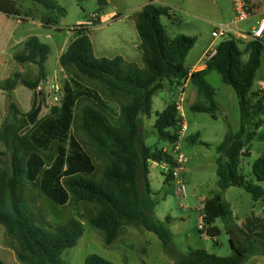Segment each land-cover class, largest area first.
<instances>
[{
  "label": "trees",
  "instance_id": "trees-1",
  "mask_svg": "<svg viewBox=\"0 0 264 264\" xmlns=\"http://www.w3.org/2000/svg\"><path fill=\"white\" fill-rule=\"evenodd\" d=\"M32 1L47 11L65 14L55 0ZM98 3L103 9L108 0H98ZM169 9L147 4L138 15L139 48L146 55L143 68L128 63L120 56L97 58L87 33L88 27L76 30L80 34L61 55L60 65L75 70V78L95 88L101 96L121 99L122 102L119 122L115 124L91 99L81 98L78 101L76 135L82 139V146L89 157L79 148L71 150L68 159L70 171L58 177L55 176L61 170L62 160L55 166L58 171L45 169L52 166L56 157L52 141L41 147L31 139L32 132L43 120H37L28 132L22 133L29 126L27 116L40 101L46 103L41 83L47 77L50 46L34 36L25 43L24 50L15 55L17 63H32L37 67L35 81L23 78L20 72L0 81V90L9 94V116L0 129V143L5 149L0 150V225L5 229L6 247L14 252L19 263L71 264L63 259V253L76 247L85 232V225L76 217L58 225L51 224L43 207L37 204V198L28 196V191L32 190L41 195L39 198L43 202L48 200L57 206L62 214L67 208L76 210L81 206H90L93 215L88 224L103 234L106 246H111L125 227L133 226L156 235L164 250L173 257L174 264H245L253 256H264V215L247 218L239 227L234 223L231 205L224 199V192L233 187L244 189L255 202L264 197L263 189L241 172L243 158L251 157L253 142L264 141V133L261 132L264 129V92L253 90L259 81L258 72L264 66V39L244 41L230 36L216 47V53L206 62L203 70L191 72L192 69L186 68L184 62L197 39L182 34L175 37L168 35L162 18L170 16ZM0 14L17 16L16 2L0 0ZM51 23L56 24L57 21L52 18L43 20L46 26ZM98 24L96 22L94 26ZM212 73H218L223 83L233 88L238 99L240 127L237 132L229 131L217 147L220 191L211 200V213L208 211L202 217L206 229L202 227L201 234L218 237L221 230L214 224L215 220H222L231 235L233 254L229 257H218L204 250L180 254L173 242L170 217L163 222L154 215L158 202L153 198L150 164L167 163L173 166L170 148L178 138L181 122L175 102L156 113L153 125L158 139L169 149L148 146L143 131L144 119L150 118L153 113L154 97L165 88V83L178 88L188 82L193 83L205 102H197L190 109L216 119V92L206 81ZM19 86L33 92V106L29 114H23L11 100L10 94ZM62 103L60 99L59 104L51 108L50 117L61 113ZM199 137V134L187 136L185 141L196 143ZM33 156L37 161H32ZM29 160L35 166L32 180L27 179ZM90 165L95 167L92 173L91 170L86 171ZM252 175L257 182H264L263 156L254 162ZM43 176H47V186H42L47 196L41 192ZM165 177L166 183L174 182L171 173ZM61 191L68 197L66 206L51 200ZM237 235L247 240L237 238ZM0 264L3 263L0 261ZM84 264L113 263L93 254L87 257Z\"/></svg>",
  "mask_w": 264,
  "mask_h": 264
},
{
  "label": "rangeland",
  "instance_id": "rangeland-1",
  "mask_svg": "<svg viewBox=\"0 0 264 264\" xmlns=\"http://www.w3.org/2000/svg\"><path fill=\"white\" fill-rule=\"evenodd\" d=\"M13 1L16 2V6L23 16L30 9L36 21L43 23V20L52 18L58 23V31H52L51 29H47V27H42L38 22L33 25V28H35L34 33L38 35L37 37L51 47V53L46 63V104H43V110L37 120L45 117L48 118L50 117L51 108L59 104V101L55 102L54 97L57 96L60 100L61 96V92L54 95L50 89V86L55 82V76L60 75V64L57 57V49L54 44L57 34L61 33L65 37H71L73 30H80L86 26L90 29L89 36L114 38V34H108L114 32L111 30L112 27L109 26L112 21L101 25H94L98 22V15L104 17L112 11L119 13L120 10L114 7L115 5L121 7L122 4L120 1L114 0L113 4L101 9L98 0H55L65 10V14L62 15L57 11H47L44 7L34 3L32 0ZM224 1L227 10L223 16L217 14L212 6H207V4L199 5L193 2L183 4L184 6L182 7L170 8L175 13V16L173 18L166 16L162 18V23L166 27V31L170 37L182 34L197 39L195 46L185 59L184 65L186 68L195 69L194 67L198 68L206 64V60L204 59L205 52L210 49H216L224 40L215 39L212 35L213 32L221 25H232L234 23L235 11L232 10L230 3H228L229 0ZM256 14L260 15V12L257 11ZM194 15H200L204 18L201 17L199 19ZM256 19L251 18L244 23H236L234 27L240 32L250 33ZM47 34L53 35L54 40H47L45 38ZM70 39H73V37ZM241 48H244V46L241 45ZM15 72L18 71L15 70L13 73ZM258 77L259 81L254 87L256 90H259L260 83L264 81V66L259 70ZM206 81L216 92V102L218 105L216 112L217 118L213 119L207 113L194 112L190 109L193 104L197 102L204 103L205 100L199 97L197 87L193 83L188 82L185 86L184 94V112L188 125L187 136L199 133L200 137L196 143L187 140L183 144V152L187 159L186 169L183 172L187 194L186 196L180 194L178 192V186L174 182L164 184V178L159 174L160 167L152 166L151 172L157 175L159 180L157 181L153 178L152 184L153 198L158 202L154 210V215L163 222L166 221L167 217H170L171 224L169 227L173 234V242L176 250L180 254H187L195 250H204L218 257H229L233 254L230 243L231 235L227 232L222 220H215L214 225L221 230V234L216 238H210L206 233L201 234V230L205 226L202 217L206 212H210L211 200L220 191L217 177V161L220 155L217 152V147L229 131L237 132L239 130L240 112L238 99L233 88L224 84L218 73H212L206 78ZM48 88L49 92L52 91L50 96L48 95ZM179 92L180 88L177 86H170L165 83V88L159 91L154 97L153 113L150 118L144 119L143 124V131L147 138L146 144L148 146H156L160 149L165 146V143L158 139L153 127L156 120V113L161 112L166 105L176 102L179 99ZM85 93L84 90H77L75 95L81 94V97H88V94ZM71 96L73 94L68 93L63 97L67 112L65 114L63 111L65 115H69L68 109L71 108ZM117 100L119 102L113 100L107 101L112 110L111 113L114 115L110 116L111 121L115 124L119 122V116H116L120 109L119 103L122 102L121 99ZM73 122V119H71L67 132L58 137L62 143V149L65 152H70V150L77 151V148H81L80 142L83 143L79 135L77 137L75 134ZM261 132L264 133V129ZM55 134L56 130L49 128L47 123H45L36 132L35 144L46 147L45 143ZM58 139H54L56 141L52 144L54 151L57 149L59 151L60 145ZM0 150H5L1 143ZM250 152L251 157L243 158L242 160L241 172L247 176L249 181H253V183L259 185L264 191V182H257L252 175L254 162L259 157H264V154H262L264 152V141H254ZM32 159L33 162L37 161L34 156ZM65 159L64 154L61 155L58 163L61 160L63 162ZM30 160L28 162V180H32L35 173V166L31 165L32 163L30 164ZM69 168L70 165H67L65 168V165L62 164L59 174L55 177H58L61 173L64 174L70 171ZM94 170V165H90L86 171L92 173ZM51 171L56 172L58 169L55 167ZM28 196L37 198V204L43 207L45 215L51 224L58 225L70 217H76L85 225V232L77 246L63 253V259L71 264H84L87 257L93 254L99 255L111 261L113 264H174L173 257L164 250L161 242L153 233L142 228L127 226L111 246H106L104 244L103 234L88 224L89 218L93 215V210L90 206H81L76 210L67 208L65 213L62 214L58 207L52 205L50 201L43 202L39 198L41 195L37 191H28ZM224 199L231 205L234 223L239 227L243 225L247 218L263 217L264 215V197L255 202L252 195L242 188L233 187L226 190L224 192ZM52 200H56L62 206L68 204V197L62 191L58 192L57 196ZM237 238L247 240L242 235H237ZM5 241V229L0 225V261L3 264H21L18 262L14 252L6 247ZM245 264H264V256H253Z\"/></svg>",
  "mask_w": 264,
  "mask_h": 264
},
{
  "label": "crops",
  "instance_id": "crops-1",
  "mask_svg": "<svg viewBox=\"0 0 264 264\" xmlns=\"http://www.w3.org/2000/svg\"><path fill=\"white\" fill-rule=\"evenodd\" d=\"M118 1H120V3L122 4L121 7H117L115 5L114 8L115 9L118 8L121 13L112 11L107 16H104V17H102L101 15H98V23H99L98 25H101L103 23H109L110 21H112L111 25L109 26L112 27L111 30L114 32L108 33V34L110 35L114 34L115 37L114 38L99 37V36L93 37V35L92 36L90 35L89 37L93 45L94 54L97 58H108V59H112L117 56H120L128 63L133 64L139 68L144 67L146 55L139 48L140 37L138 35L136 27L138 23V15L147 4H154L156 6L169 7V8H175L178 6L182 7L184 6L183 4H186V3L190 4L193 2L199 5L207 4V6H212V8L216 11V13L222 16L226 13V10H227L224 0H118ZM249 1L252 4V14H251L250 19L257 18L254 26L252 27L254 28L260 20L264 19V0H249ZM113 2L114 0H108L107 6H109L110 4H113ZM228 3H230L231 8L234 11L232 0H229ZM257 11L260 12V15L256 14ZM174 16H175V13H174ZM174 16L170 15L169 18H173ZM194 16L199 19L202 17L200 15H194ZM36 22L38 21H36L30 9L25 12L24 16L20 13L19 9H18L17 16H7L4 14H0V81H4L8 79L15 70L20 72L23 78L27 80H30V81L36 80L37 70L34 64L32 63L19 64L15 60V55L24 50L25 43L31 37L38 36L34 33L35 28H33V25ZM38 23L40 26L47 27V29H51L52 31L59 30L58 23L56 24L51 23L47 26L44 25L42 22H38ZM89 32H90V29L88 27V31H87L88 35H89ZM79 34L80 33H78L76 30H73V33H71V37H73V39H70L71 37H65L61 33L57 34V37L55 38V40H54L53 35L51 34H47L45 38L47 40H54V44L57 49V57L59 61L61 55L67 50V47L69 46V44L75 38H77ZM205 67H206V64L198 68L194 67L195 68L194 71L203 70ZM46 80H47V77L41 83V89L47 95ZM54 81L55 82L52 85H56V87L59 89L58 92L51 91L54 95L61 92L60 99L63 100L64 95H67L68 93L73 94V96H71L72 98L71 104H70L71 108L68 109L69 115H65L67 114V112L65 110V104L63 102L62 107H61L62 108L61 113L59 115L51 116L48 118L44 116L45 118L41 119L43 120L42 121L43 123L37 129H35L31 134V139L34 143H35L36 132L45 123H47L49 128L56 130V134L50 137V139L48 140V141H52V144L56 141L54 139H58L59 136L67 132L68 130L67 125H69L68 122L71 119H73L74 121L73 127H75V134H76V128H77L76 125L79 122L76 112L78 108V101L81 98L91 99L92 102L98 108L106 112L109 116L112 115L111 113L112 110L110 109L107 101L108 100L118 101V100L115 98H110V97L105 98L101 96V94L95 88L87 84L79 82L75 78V70L64 68L60 65V75L55 76ZM50 89H51V86H50ZM77 90H84L86 92L85 94H88V97H81V94L75 95V92ZM253 90H256V88H253ZM51 92H49V88H48L49 96L51 95ZM10 96H11V100L19 107V109L21 110L23 114H29L31 112L34 96H33V93L29 89L23 86H19L10 94ZM8 100H9V94L3 90H0V129L4 121L9 116ZM120 105H121V102L119 103V107ZM63 111L65 112V114L63 113ZM119 115H120V109L116 117H118ZM196 134H199V133H196ZM189 136H192V135H189ZM59 145H60L59 151L58 149L55 150L56 157H55L54 163L49 168L45 167L46 170L53 169L58 164L59 157L63 154H64V157H66V159L62 162L63 165H65V168L67 165H69L68 159L71 155V150L70 152H65V150L62 149V143L60 140H59ZM40 146L44 147V145H40ZM80 146H81L80 148L81 152L85 154L87 157H89V155L86 153L85 149L83 148L81 142H80ZM167 148H168V145L165 144V146L162 147L161 149L167 150ZM262 154H264V152H262ZM152 166L160 167L161 170L159 174L163 176L164 184H166L165 175L167 174V171L165 170L163 165H159L156 163L150 164L149 178H150L151 188L153 191V187H152L153 178H155V180L157 181L159 180H158V176L155 175L153 172H151ZM171 183L173 182L171 181L170 184ZM42 186L44 187L47 186V176H43L41 179V192L42 194L47 196V192L45 189L42 188Z\"/></svg>",
  "mask_w": 264,
  "mask_h": 264
},
{
  "label": "built area",
  "instance_id": "built-area-1",
  "mask_svg": "<svg viewBox=\"0 0 264 264\" xmlns=\"http://www.w3.org/2000/svg\"><path fill=\"white\" fill-rule=\"evenodd\" d=\"M233 2V8L235 11V20L232 25H221L219 26L214 32L213 37L215 39H226L230 36H234L238 39L244 40V41H259L264 39V19L260 20L258 24L251 29L250 33L246 32H240L239 30H236L234 27V24L236 23H244L248 21L252 14V4L249 0H232ZM169 14L171 16H174L173 10L169 9ZM216 53V49H210L208 52H206L204 59L206 62L211 59L214 54ZM191 72H195L194 69H192ZM259 90L264 92V81L260 83ZM51 90L54 92H58L59 89L56 87V85L51 86ZM184 94H185V86L180 88L179 92V99L175 102L176 109L178 111L179 118L181 120L179 131H178V138L175 142V144L170 148V153L173 157V166L170 164L164 163L162 164L167 173H171L173 180L178 186V192L182 194L183 196H186V185L183 179V172L185 171V165L187 163L186 155L183 152V144L185 142V139L187 137L188 132V125L186 122L185 112H184ZM55 102L59 101V98L57 96L54 97ZM203 224V222H201Z\"/></svg>",
  "mask_w": 264,
  "mask_h": 264
},
{
  "label": "water",
  "instance_id": "water-1",
  "mask_svg": "<svg viewBox=\"0 0 264 264\" xmlns=\"http://www.w3.org/2000/svg\"><path fill=\"white\" fill-rule=\"evenodd\" d=\"M43 108V101H40L36 109L27 116V121L29 126L22 132L23 134L28 132L31 127H33L42 111Z\"/></svg>",
  "mask_w": 264,
  "mask_h": 264
}]
</instances>
